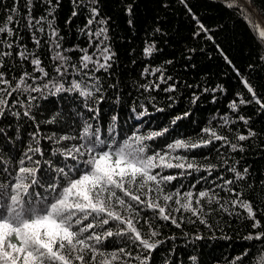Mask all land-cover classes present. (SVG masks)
<instances>
[{
	"label": "trees",
	"instance_id": "obj_1",
	"mask_svg": "<svg viewBox=\"0 0 264 264\" xmlns=\"http://www.w3.org/2000/svg\"><path fill=\"white\" fill-rule=\"evenodd\" d=\"M12 2L3 0V5H0V21L4 20L6 14H12L6 13L5 7L12 5ZM186 3L187 8L181 0H100L101 15L110 18L108 43L116 53L111 69L94 73L99 77L101 91L96 94V98L88 101L75 92L56 95L48 92L30 93L36 97L31 102L28 99L29 93H15L8 101L10 107L0 117V168L12 171L19 160L24 158L29 147L39 146L45 155L39 157L42 163L37 173L38 180L44 185L52 183L57 176L54 170L56 167L74 163L64 160L60 155H53V150L77 142L69 140L57 145L54 140L64 135L77 136L82 133L85 121L94 130L99 129L101 139L114 137L117 141L130 136L137 129L140 133H147L168 127L169 133L165 137L149 142L151 149L156 151L166 150V144L177 139L203 135L201 130L205 127L216 128L234 142L237 133L247 135L248 128H251L258 135L239 142L244 147L243 152H232L221 142H216L214 146L190 154L196 156L200 163H216L220 166L218 172L209 175L201 171L181 176L178 169L169 171L178 176L172 184L183 185L182 190L214 189L224 200L232 197L226 188L222 190L217 187L223 184V180L218 177L233 179L234 185L227 187H235L244 194V198L252 200L254 207L261 210L257 215L264 223V111L254 102L247 106L239 105L238 113L230 108L233 100L238 102L237 94L246 100L250 98L242 80H247L257 94L264 97V60L260 59L264 56V40L249 30L248 24L234 9L225 7L224 0H186ZM33 4V16L46 15V7L40 0H33ZM129 5L132 7L130 16L125 11ZM17 6L19 12L15 15L19 20L16 28L19 39H8L16 40L17 45L26 46L27 51L35 52L50 76L59 79L54 71L57 62L52 58L57 50L49 43L50 29L46 28L43 34L36 33L41 41L37 47L32 32L25 27V0H18ZM252 8L258 14L259 21L264 22V0H252ZM72 9L71 0H61L55 12L53 23L63 38L60 40L61 50L79 47L92 54L94 45H90L89 37L80 31L86 24L88 13L72 17ZM69 18L72 22L66 23ZM129 20L132 21L131 25ZM200 23L209 29L207 34L200 30ZM209 35L211 40L207 38ZM149 44H154L157 49L152 56L144 53ZM4 50H7L6 46L0 47V51ZM11 51L12 56L3 58L9 79L18 78L25 71L34 76L39 75L29 62L20 61L16 57L15 47ZM65 54L72 57V63L79 65L82 53L70 51ZM146 68L149 73L160 68L162 73L146 74ZM236 70H239V75ZM78 71L69 67L67 79L78 78ZM161 74L171 79L161 84L158 79ZM80 76H83L82 71ZM87 82L93 83L90 80ZM37 83L42 84L44 81ZM154 83L160 84L159 90L146 91L142 87ZM169 86L175 87V91L164 90ZM221 87L224 91L219 90ZM90 108L94 111H89ZM161 108L164 111H158ZM28 109L35 119L23 115ZM144 109H147V114H144ZM184 112L190 115L173 125L171 121ZM238 115L250 118L249 124L239 121ZM225 117L231 122L228 125H225ZM112 128L114 131H110ZM43 160H50L53 167L49 168ZM230 165L241 171L247 168L245 179L235 181L234 174L228 171ZM6 175L0 171V180ZM36 191L41 192L43 189L37 188ZM237 211L242 212L240 209ZM145 214L151 215L150 212ZM210 222L215 225L213 231L203 225L188 222L183 225L182 231L171 224L157 221V224L163 225L160 228L163 236L160 238L167 239L173 235L176 238L167 240L153 253L152 264H193L190 259L192 256L197 258L196 264H230L245 249H249L250 256L264 249L261 242L243 239L252 231L248 226L251 221L217 211L210 217ZM197 232L204 239L196 240L194 237ZM121 246L120 238H109L103 245L109 251Z\"/></svg>",
	"mask_w": 264,
	"mask_h": 264
},
{
	"label": "snow or ice",
	"instance_id": "obj_2",
	"mask_svg": "<svg viewBox=\"0 0 264 264\" xmlns=\"http://www.w3.org/2000/svg\"><path fill=\"white\" fill-rule=\"evenodd\" d=\"M40 3L45 5L46 15L33 16V0H25V27L32 32L33 42L37 47L41 41L36 33L43 34L46 28L50 29L49 43L57 50L52 58L57 62L54 71L59 79L50 76L35 52L27 51L26 46L17 45L16 40L8 39H19L16 31L19 20L15 15L19 12L18 0H13L12 5L5 6L6 13L12 14H6L4 20L0 21V47L6 46L7 49L0 51V69H5L3 58L12 56L11 50L15 47L16 57L20 61L29 62L39 75L22 72L18 78H13L16 80L14 84L13 79L7 77V69L0 71V117L10 107L9 99L18 92L29 93V102L36 99L30 93L45 92L52 95L75 92L85 101L94 99L101 91L99 77L94 73L102 70L107 72L112 68L116 53L108 43L110 18L101 15L100 0H71L72 17L88 13L86 24L80 31L89 37V44L94 45L92 54L79 47L61 50L60 40L63 38L53 23L61 0H40ZM181 3L187 8L186 0H181ZM0 5H3V0H0ZM224 6L234 9L248 24L249 30L264 40V22L259 21L258 14L252 8V0H224ZM125 11L130 16L131 5ZM71 22V18L66 21ZM128 23L131 25L132 21L129 20ZM199 28L205 34L209 32L202 23ZM207 38L212 39L210 35ZM20 48L25 50H19ZM70 51L82 53L79 65L72 63V57L65 54ZM156 51L154 44H149L144 49L147 56H152ZM260 59L264 60V56ZM69 67L80 70L77 72L78 78L67 79ZM81 71L83 76H80ZM144 71L151 75L162 73L160 68L151 73L147 68ZM236 71L239 75V70ZM158 79L163 84L171 77L165 78L161 74ZM89 80L93 83L89 84ZM242 83L250 98L246 100L237 94L238 102L233 100L230 104L233 112H239V105L247 106L253 102L264 111V97L258 95L247 80H242ZM142 87L146 91H153L159 90L160 84ZM164 90L174 92L175 87L169 86ZM219 90L224 91L222 87ZM89 111L94 109L90 108ZM144 114H147V109H144ZM23 115L35 119L30 109L24 111ZM189 115L188 112L177 115L171 123L175 125ZM237 119L248 125L250 118L238 115ZM224 121L225 125L231 123L227 117ZM110 131H114V128ZM201 131L203 135L177 139L167 143L166 150L156 151L151 149L149 142L165 137L169 133L168 127L147 133H140L137 129L130 136L117 141L114 137L101 139L99 129L94 130L85 121L82 133L77 136L64 135L54 140L57 145L64 141H77L70 146L64 144L52 153L74 163L56 167V178L46 185L40 183L37 176L42 163L39 157H44L45 153L39 146L29 147L24 158L19 160L12 171L0 168V171L7 173L0 180V264H152L153 253L167 240L176 238L174 235L167 239L160 238L163 236L160 231L163 225L157 224V221L171 224L182 231L186 222L200 224L213 231L215 225L210 222V217L217 211L251 221L248 226L252 231L243 239L264 244V223L257 215L261 210L254 207V202L244 198V194L235 187H227L234 185L233 179L218 177L223 180V184H218L217 187L222 190L226 188L232 197L229 200H224L214 189L182 190L183 185L172 184L178 179L176 174L169 171L172 169L180 170L181 176L201 171L211 175L214 171H219L220 166L216 163H200L196 156L190 155L196 150L221 142L232 152H243L244 147L239 142L258 135L248 128L247 135L237 133L234 142L214 127H205ZM48 139L51 140L52 137ZM213 150L218 151L215 148ZM34 156L38 158L34 159ZM43 163L49 168L53 167L50 160H43ZM228 171L234 174L235 181L244 180L248 173L247 168L241 171L231 165ZM37 188H42L43 191L38 192ZM147 212L151 215L145 214ZM109 238H120L123 246L112 251L106 250L103 245ZM194 238L202 240L204 236L197 232ZM190 259L196 264L195 256ZM253 261L254 264H264V249L257 250L251 256L249 249H245L230 264H253Z\"/></svg>",
	"mask_w": 264,
	"mask_h": 264
}]
</instances>
